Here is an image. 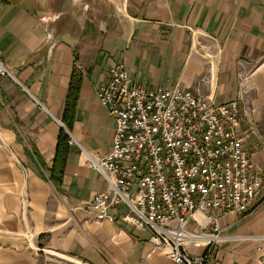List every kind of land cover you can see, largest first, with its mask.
I'll return each instance as SVG.
<instances>
[{
	"label": "crops",
	"instance_id": "1",
	"mask_svg": "<svg viewBox=\"0 0 264 264\" xmlns=\"http://www.w3.org/2000/svg\"><path fill=\"white\" fill-rule=\"evenodd\" d=\"M119 62L137 84L238 99L242 132L255 130L244 148L264 179V0H0V264H175L120 207L102 220L86 208L108 186L85 160L113 146L116 120L97 89ZM73 71L82 81L69 130ZM63 128L70 149L57 185ZM218 223L211 264H264V184L252 211ZM191 225L210 220L200 212Z\"/></svg>",
	"mask_w": 264,
	"mask_h": 264
},
{
	"label": "built area",
	"instance_id": "2",
	"mask_svg": "<svg viewBox=\"0 0 264 264\" xmlns=\"http://www.w3.org/2000/svg\"><path fill=\"white\" fill-rule=\"evenodd\" d=\"M97 96L116 130L107 154H86L108 184L87 210L102 220L120 207L122 221L150 229L149 242L175 264H211L218 216L250 212L263 194V172L244 148L255 130L242 132L239 100L217 103L180 86L137 84L121 62ZM200 212L210 220L203 230L191 225ZM190 244L204 251L195 255Z\"/></svg>",
	"mask_w": 264,
	"mask_h": 264
},
{
	"label": "trees",
	"instance_id": "3",
	"mask_svg": "<svg viewBox=\"0 0 264 264\" xmlns=\"http://www.w3.org/2000/svg\"><path fill=\"white\" fill-rule=\"evenodd\" d=\"M81 81V75L76 71H73L71 82L65 99V106L63 112V122L69 130H71L75 120L79 101ZM69 141L70 136L68 132L64 128L61 129L58 136L54 161L50 168V179L57 185H60L62 183V178L65 166L67 164L70 149Z\"/></svg>",
	"mask_w": 264,
	"mask_h": 264
},
{
	"label": "rangeland",
	"instance_id": "4",
	"mask_svg": "<svg viewBox=\"0 0 264 264\" xmlns=\"http://www.w3.org/2000/svg\"><path fill=\"white\" fill-rule=\"evenodd\" d=\"M1 68V67H0Z\"/></svg>",
	"mask_w": 264,
	"mask_h": 264
}]
</instances>
